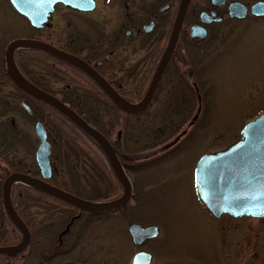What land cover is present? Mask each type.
Segmentation results:
<instances>
[{"label":"flooded vegetation","instance_id":"af4514ba","mask_svg":"<svg viewBox=\"0 0 264 264\" xmlns=\"http://www.w3.org/2000/svg\"><path fill=\"white\" fill-rule=\"evenodd\" d=\"M8 1L11 8L35 30V34H24L10 43L17 39H33L55 48L54 52L38 47L17 49L14 61L18 72L40 90L74 110L108 140L131 184V195L123 206L96 213L77 209L61 198L42 199L43 189L13 182L10 185L12 204L29 229L30 240L27 248L17 254H0V264H41L43 259L62 256L69 260L67 264H73L75 260L76 264L79 261L122 264L125 250L121 236L123 215L129 218L134 208L155 201L154 195L167 202L164 195L170 193L168 190L163 192V188L173 177L180 175H173L172 171L148 170L161 169L167 163L171 165L195 129L209 122L213 73L226 60L229 51L218 58L220 55L210 53L205 42L225 37L230 27L237 26V31L239 25L248 19L264 23V17H257L251 12V6L260 0L252 4L241 1L247 6V13L242 19L231 17L229 12L230 2L240 0H226L221 6L215 5L212 0H204L199 7L195 6V0H191L174 51L156 83L150 102L139 112L123 109L111 95L112 90L131 105L143 101L170 43L182 0H80L86 9L59 1L40 28L33 26L11 0ZM202 12L215 13L210 23L201 21ZM217 18L221 20L217 21ZM194 26L204 27L207 37L192 38ZM6 51L4 69L0 71V141L7 138L19 141L20 125L24 122L25 113H28L43 123L51 144L52 173L45 179L46 182L70 193L77 192V189L96 191L92 195L77 196L100 204L119 200L125 193V187L105 144L59 108L15 83L8 73ZM64 53L80 59L87 67L62 56ZM26 104L32 113L28 112ZM54 114L76 125L85 133V139L63 134L62 128L51 121ZM38 141L40 144L39 138ZM55 142L60 143L61 149L59 169L52 162ZM197 163L192 179L200 202L205 205L197 189ZM81 167L84 172L80 176L77 169ZM12 173L43 179L38 163L35 169H25L21 161L15 168L5 162L0 163V247L16 246L24 238V233L7 212L3 201L4 183ZM31 192L35 198L31 197ZM58 204L77 213L57 217ZM216 218L224 225L223 243L226 246L213 253L173 251L170 259L174 262H168L160 253L161 247L166 246L158 225H155L159 228L156 237L138 244L128 229L131 223H136L131 220L127 233L132 243L130 248L135 250L128 264L133 263L139 252L152 255L150 264H264V216L234 217L223 214ZM93 224L99 227L103 237L99 247L86 248L84 236ZM248 229L256 231L253 237L258 238L257 247L250 246ZM161 238L163 246L159 241ZM46 243L50 245V252L45 248ZM106 250L110 252L108 257Z\"/></svg>","mask_w":264,"mask_h":264},{"label":"rangeland","instance_id":"374dc122","mask_svg":"<svg viewBox=\"0 0 264 264\" xmlns=\"http://www.w3.org/2000/svg\"><path fill=\"white\" fill-rule=\"evenodd\" d=\"M202 1L204 0H195V6L199 7ZM240 1L252 4L257 0ZM260 22L245 20L244 24L239 25L237 31V26L230 27L225 37L212 38L205 42L210 53L216 52L220 55L218 58L229 51L226 60H223L213 73V89L210 96L212 111L209 122L201 124L192 135L190 134L191 136L184 142L178 151L179 155L171 165L167 163L162 165L161 169L148 170V172L172 171L173 175H180L173 177L171 182L163 188V192L168 190L170 193V195H164L167 202L154 195L155 201L134 208L129 214V218L125 214L123 215L121 236L125 250L121 257L122 264L130 262L135 250V248H130L132 243L127 233L128 224L131 220L141 225H158L160 227L161 237H163L166 246L161 247L160 253L165 255L168 262H174L170 259V254L173 251L180 253L193 250L192 252L213 253L226 246L223 243L225 231L222 227L224 225L200 202L192 177L200 157L222 150L234 143L240 137L244 125L264 113V23ZM24 34H35V30L31 28L23 16L11 8L8 0H0V52H2L0 71L4 69L3 57L8 44L12 39ZM224 49L225 51L222 52ZM37 120L25 113L24 122L20 125L21 139L14 141L7 138L0 141V163L4 164L5 162L7 166L15 168L17 162L21 161L25 169L37 167L36 150L39 145L35 133ZM51 121L62 128L63 134L68 133L79 140L85 139V133L64 117L54 114ZM52 133L55 134L53 131ZM59 144L54 143L52 155V162L56 164L57 169L61 167ZM83 172V167L77 169L80 176ZM76 191L80 194L71 190L73 194L81 197L96 193V191L85 189H77ZM45 198L51 199V197ZM72 212L77 213L62 204H58L57 217L63 214L69 215ZM58 221L60 220L58 219ZM96 227L93 224V228L91 225L90 229L87 228L86 230L84 236L86 248L88 246L91 248L100 246L103 235L99 227ZM250 228L251 226H249ZM56 230L60 232V229L57 228ZM253 236H256V231L251 229L248 235L250 246L257 247L259 245L258 238ZM111 239L113 241V237ZM95 240L97 241L95 242ZM159 241L162 244V238ZM49 246V244H45V248L49 249L50 252ZM171 248L174 249L171 250ZM233 249L236 248L233 247ZM97 251L100 252L101 250L97 249ZM251 253L252 251H250ZM105 255L110 256L109 250L105 251ZM90 256L96 258L95 255ZM66 258V256H62L50 260L43 259L41 264H67L69 260L66 261ZM177 261L175 262L177 263ZM76 263L75 260L73 264ZM78 263L91 264L87 261H79Z\"/></svg>","mask_w":264,"mask_h":264},{"label":"water","instance_id":"95a60500","mask_svg":"<svg viewBox=\"0 0 264 264\" xmlns=\"http://www.w3.org/2000/svg\"><path fill=\"white\" fill-rule=\"evenodd\" d=\"M59 1H63L65 4L71 5L75 8L86 9L85 4L80 0H11V3L22 15L26 16L31 21L33 26L40 28L45 22H47L54 9L55 3ZM190 1L191 0H182L181 2L170 43L161 59L154 78V83L143 101L136 105H131L112 90L111 95L126 111L139 112L150 102L156 83L174 51L181 24L187 13ZM212 1L218 6H221L226 2V0ZM229 12L231 17L242 19L247 13V6L241 1H232L229 4ZM251 12L257 17H264V0L255 2L251 6ZM214 15V12L211 15L207 12H202L201 21L203 23H210L212 21V16ZM216 20L219 21L221 18H217ZM191 37L204 39L207 37V31L204 27L194 26L191 31ZM29 47H38L49 52L55 51L54 47L41 41L33 39L14 40L9 44L6 51L7 69L10 77L15 83L25 88L32 95L42 98L59 108L83 129L105 144L111 160L120 172L119 174L124 183L125 193L119 200L113 203L100 204L76 196L46 182L45 179H48L52 173L50 163L51 144L47 139L45 126L42 122L38 121L35 126V132L40 140V144L36 151V160L40 167L43 179H37L27 174L12 173L7 177L4 183L3 201L5 208L24 233V238L18 245L0 247V254L7 255H14L23 251L27 248L30 240L29 229L21 221L12 204L10 185L13 182H23L27 185L39 187L50 194L75 205L81 210L96 213L123 206L129 200L131 195V184L108 140L97 129L89 125L74 110L54 96L40 90L20 75L15 65L14 53L19 48ZM61 55L69 60L78 62L83 67H87L86 63L70 54L64 53ZM101 80L103 81V79ZM25 106L28 112L32 113L30 106L28 104ZM196 182L201 200L216 217L223 214H229L234 217L264 216V113L247 122L241 131L240 137L234 143L222 150L205 154L199 159L196 167ZM128 229L133 236L134 241L138 244L149 238L156 237L159 233V228L155 225L144 227L137 223H131ZM151 258L152 255L150 253L139 252L134 257L132 264H150Z\"/></svg>","mask_w":264,"mask_h":264},{"label":"trees","instance_id":"16d2710c","mask_svg":"<svg viewBox=\"0 0 264 264\" xmlns=\"http://www.w3.org/2000/svg\"><path fill=\"white\" fill-rule=\"evenodd\" d=\"M41 192H42V193H41L42 199H47V198H45V197H48V198H50V197H51V198H52V197L54 198V197H55V196H53L52 194H50L49 192H46V191H44V190H43V191L41 190ZM30 194H31V197H32V198H35V194H34L33 192H31ZM28 198H30V196H29ZM77 209H78V208H77Z\"/></svg>","mask_w":264,"mask_h":264}]
</instances>
